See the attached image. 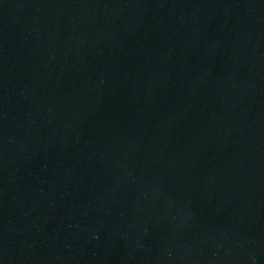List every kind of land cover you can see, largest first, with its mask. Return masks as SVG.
<instances>
[{"label":"water","instance_id":"water-1","mask_svg":"<svg viewBox=\"0 0 264 264\" xmlns=\"http://www.w3.org/2000/svg\"><path fill=\"white\" fill-rule=\"evenodd\" d=\"M0 264H264V0H0Z\"/></svg>","mask_w":264,"mask_h":264}]
</instances>
